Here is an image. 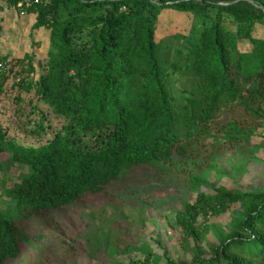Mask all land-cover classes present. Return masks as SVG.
<instances>
[{
    "label": "trees",
    "instance_id": "16d2710c",
    "mask_svg": "<svg viewBox=\"0 0 264 264\" xmlns=\"http://www.w3.org/2000/svg\"><path fill=\"white\" fill-rule=\"evenodd\" d=\"M21 1L0 0V12L12 10L19 18ZM41 1L24 17L35 16L36 35L48 33L37 79L27 78L34 72L32 55L0 56V101L8 89L16 92V127L40 141L20 143L0 123V264H13L22 247L32 245L25 225L34 218L102 193L133 171L173 159L210 158L225 144L235 146L264 130V37L253 35L264 26V0H64L76 5L64 20L63 0ZM90 7L104 8V14L87 27L79 18ZM164 10L216 15L191 53L188 93L180 101L155 41ZM22 92L30 96L25 118ZM233 94H239L240 110L219 119L225 97ZM51 118L64 122L55 132ZM190 179L197 187L205 184L201 177ZM241 205L242 216L216 232L217 243L203 246L205 222ZM175 224L189 257L178 260L164 249V264H264V189L246 194L213 186L212 193L184 205ZM152 262L147 254L115 264Z\"/></svg>",
    "mask_w": 264,
    "mask_h": 264
},
{
    "label": "rangeland",
    "instance_id": "374dc122",
    "mask_svg": "<svg viewBox=\"0 0 264 264\" xmlns=\"http://www.w3.org/2000/svg\"><path fill=\"white\" fill-rule=\"evenodd\" d=\"M75 9L74 3L61 1L60 18L66 19ZM5 14L10 17L5 20L7 26L3 23V34H0V56L7 55L12 60H22L25 55L35 57L32 60L34 72L27 77L35 81L36 63L45 57L48 33L40 31L36 35L31 29L35 16L19 19L15 11L10 10L0 12V17ZM103 14L104 8H85L79 22L87 27L97 25ZM215 18L212 10H196L193 14L164 10L158 18L155 41L159 44V61L167 66L173 93L179 101L188 93L187 67L191 53L202 30ZM222 19L229 30H234L228 17ZM253 35L264 37V26L256 27ZM239 47L245 50L248 45L241 43ZM23 66L26 68V63ZM26 74L27 71L19 74V79H25ZM12 77L9 84L13 83ZM15 95L16 92L8 89L2 96L0 123L13 139L25 145H36L40 141L16 127ZM29 97L21 93L24 102L19 107L23 109V118L28 117L30 111ZM225 98L228 104L222 107L219 119L240 110L239 94ZM50 122L53 132L64 124L54 118ZM225 146L210 158L173 159L156 167L133 171L102 193L87 195L66 209L34 218L25 225L33 243L22 247V254L13 264H115L143 259L147 254L152 255L151 264H164V249L178 260L188 259L189 254L180 244L181 230L175 224L176 214L184 205L193 203L199 193H212L213 186L246 194L264 189V130L251 134L240 144ZM191 177L203 178L206 185L195 186ZM244 209L242 205L236 206L210 217L205 222L208 227L200 232V235L203 233L202 245L216 244V232L229 228ZM201 220L202 217L199 224ZM38 235L44 238L36 241L34 237Z\"/></svg>",
    "mask_w": 264,
    "mask_h": 264
},
{
    "label": "built area",
    "instance_id": "2783aa9c",
    "mask_svg": "<svg viewBox=\"0 0 264 264\" xmlns=\"http://www.w3.org/2000/svg\"><path fill=\"white\" fill-rule=\"evenodd\" d=\"M43 4V1L41 0H23L19 2L16 6V12L19 17H25L26 15V9L35 6V5H40Z\"/></svg>",
    "mask_w": 264,
    "mask_h": 264
},
{
    "label": "crops",
    "instance_id": "0c3cea01",
    "mask_svg": "<svg viewBox=\"0 0 264 264\" xmlns=\"http://www.w3.org/2000/svg\"><path fill=\"white\" fill-rule=\"evenodd\" d=\"M7 17H10V14H5V16L3 15L2 17H0V19L3 20L4 24L7 26V24L5 23V20H7ZM7 22V21H6ZM4 35H6V32H4Z\"/></svg>",
    "mask_w": 264,
    "mask_h": 264
}]
</instances>
